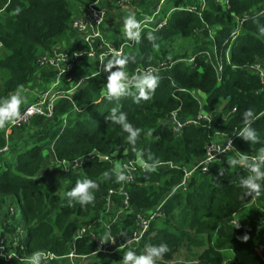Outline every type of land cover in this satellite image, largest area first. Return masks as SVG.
Listing matches in <instances>:
<instances>
[{
  "label": "trees",
  "instance_id": "trees-1",
  "mask_svg": "<svg viewBox=\"0 0 264 264\" xmlns=\"http://www.w3.org/2000/svg\"><path fill=\"white\" fill-rule=\"evenodd\" d=\"M96 1L0 0V53H5L0 54V97L32 83L36 76L41 88L46 89L56 73L39 68V56L50 52L69 31L73 33L75 10ZM107 1L125 2L137 19L149 13L156 3V0ZM198 1L168 0L164 12L196 6ZM228 7L225 10L219 0H206L200 15L196 11H174L154 34L159 47H154L144 32L139 42L128 41L124 35L114 41V45L123 46V55L135 58L127 65L129 74L156 64L160 81L149 100L136 103L126 96L108 101L104 96L108 73L103 68L112 55L104 58L102 70L96 73L92 72V62L82 55L61 76L60 88L67 89L75 79L88 78L70 99L60 97L55 101L51 119L33 116L28 125L13 129L8 140L0 131V149L8 147L0 155V207L8 202L18 204L21 211L16 221L7 211L3 229L13 232L17 225L24 226L26 238L23 247L17 250L20 257L27 258L41 250L64 256L73 245L78 254L92 255V261L83 264H109L107 257L113 264H123L122 256L128 250L140 254L149 246L166 243L170 252L158 264H226V251L243 249L254 251L258 264H264V192L259 197H245L239 180L248 172L240 167L230 168L227 159L211 162L205 171L201 168L195 171L187 191L177 188L183 179L178 168L155 172H145L140 167L133 170V181L127 186L133 210L153 209L166 199L163 213L151 222L137 248H126L112 255L93 254L98 246L92 237L73 240L75 230L88 223L95 225L101 238L105 237V225H109L111 235L126 233L121 236L128 239L132 234V220L120 225L110 220L108 191L116 190L122 183H116L114 176L107 181L103 179V172L114 167L110 161L99 158L112 157L125 163L138 158L127 143V134L106 119L114 107L119 106L127 113L129 122L142 129L136 148L145 158L151 154L160 162L191 163L204 157L209 144L228 137H236V151L244 155H258L259 149L264 148V83L248 69L258 61L264 62V37L258 33V25H264V0H228ZM245 14L247 17L239 24L236 16ZM215 43L223 58L221 70L214 55ZM188 56H194V60L190 63L179 60ZM196 94L205 97L204 104L200 105ZM217 105L220 108L216 110ZM248 109L254 113L252 126L260 137L259 144L251 145L236 135L244 127L242 116ZM174 112L197 123L186 125L175 135L167 122ZM201 112L207 113V118L198 120ZM28 128L32 130L29 136ZM149 130L152 136L147 135ZM48 149L58 160H80L85 156L81 170L67 171L63 185H57L52 177L42 182L35 179L51 154ZM233 152H229L230 159L235 157ZM83 177L98 182L95 201L83 207L76 202L69 205L64 194ZM112 198L118 202L119 194H112ZM246 207L249 210L244 215ZM20 262L27 264L0 259V264ZM48 264L69 263L64 258H55Z\"/></svg>",
  "mask_w": 264,
  "mask_h": 264
},
{
  "label": "built area",
  "instance_id": "built-area-1",
  "mask_svg": "<svg viewBox=\"0 0 264 264\" xmlns=\"http://www.w3.org/2000/svg\"><path fill=\"white\" fill-rule=\"evenodd\" d=\"M220 1L225 10L229 8L228 0ZM100 2L101 0H97L94 3L85 6L84 8H81L80 14L76 15L72 22L71 30L73 31V33L79 34L84 42L90 41L91 47H88V45L86 44L82 47L81 50L73 51V53L70 54V52L66 49L65 45H63L62 43H57L51 48L50 52H46L39 56V68L54 71L56 73L55 78L50 82L49 87L45 90H42V92L37 96L34 101L22 105L20 120L15 125L9 124L4 128L6 137L12 132L13 129L21 128L22 126L28 125L30 119L33 116H42L46 120L51 119L55 110V101L60 97H67L70 99L71 95L80 88V86L88 77L75 79L74 82H71L69 84V87L67 89L60 88L63 84L61 81V76L74 67L75 60L77 58L82 55H86V57L92 62L94 66L92 72L96 73L102 70L103 60L108 55L114 56L117 53H123L122 45L116 46L114 45L113 41L107 40L102 35L101 26L105 23L106 17L108 15V9L102 6ZM118 3L120 4L125 2ZM167 6L168 0H156V3L152 7L151 11L147 14L142 15L138 19L143 20L144 17L152 18L149 22L144 23V33L151 32L153 34H156L166 24L168 18L172 15V13L177 10L196 11L200 15L206 6V0H199L196 6L187 5L182 6L180 8H172L167 10L165 13L164 11L165 9H167ZM246 17L247 14L242 16H236V19L238 23L241 24ZM236 32L237 30L232 32L231 38L234 37ZM213 47L215 53L214 55L219 64V70H221L223 63L222 55L217 53L216 43L213 45ZM206 54L210 57L209 52H206ZM179 60L190 63L194 60V56H188ZM164 64V62L159 63L160 66H164ZM148 68H152L153 70L157 71L156 64H150L146 67H140L132 74L138 73ZM248 69H250L252 72H255L260 77V80L264 83V62L258 61L255 64L251 65ZM202 118H207V113L201 112L198 116V120ZM167 122L172 127L173 133L175 135L180 134L181 130L186 125L197 123L196 120L182 118L181 115H179V112L172 113L169 116ZM177 129L179 130L177 131ZM229 139L232 141L233 146L228 144ZM7 148V145L1 148L0 155L3 154L7 150ZM236 148V137H228L226 139L221 140L220 142H214L209 144L206 147L205 155L201 160L193 161L191 163H183L181 165H178L172 161L160 162L157 169H180L183 172V179L181 183L177 186V188L187 191L188 181L195 171L200 168L205 171L207 165H209L215 160L223 159L222 156L224 154L229 155V152L231 151H235L233 152V157L236 156ZM49 151L50 149L47 150V152ZM50 153L51 154L49 158L52 159V161L54 162V166L60 173L65 174L69 170L79 171L81 169V164L80 167H77L75 164V162L79 161V159L58 160L52 154L51 151ZM240 154L244 155L243 153ZM247 156L251 158L257 155L248 154ZM99 158L107 162L110 161L113 167L117 163L122 166L129 165L128 171L130 173L131 178L126 183H122L121 186L118 187L116 190L110 189L108 191L107 205L111 213H116L114 216L112 214V216L110 217L111 221L116 222V224L120 225L125 220H132V234L128 239H124V237L119 234L111 235L109 233V225H105V237L101 238V234L99 233V230L95 227V225L93 223H88L80 225L75 230L73 240L80 239L84 236L92 237L98 246L97 251H95L93 254H100L99 252L106 255L114 254L121 250L120 246L122 250L126 248H137L140 242L142 241L143 237L149 230L151 222L163 213V206L166 199H163L153 209L133 210L130 205L127 186L133 181L132 171L135 170L137 167H140L143 170V168L137 163L139 157L134 161L126 163L120 159L115 160L112 157L110 159L106 156H99ZM65 161H68L70 164L67 171L63 169L65 167ZM52 176H54V174L42 173L41 171L40 175H38V177H35V179H39V181L42 182L43 180ZM114 193L119 194L118 202H116L112 198V194ZM3 207H0V259L6 262H26V258L20 257V255L17 253L18 248L21 249L23 247L22 241H24V239L26 238V231L24 226L17 225L13 232H5V230L3 229V223L5 224L6 221L5 213L7 211H10V214L14 216L13 220L15 221L18 220L21 214L17 213L15 205H9L8 202L5 203ZM3 210L5 211L4 215L2 214ZM114 238L115 242H113ZM129 239H131V243H127ZM54 256L55 258H64L69 264H83V262L86 261L85 255L78 254L73 245L64 256H57L56 254H54ZM90 256L92 259V255Z\"/></svg>",
  "mask_w": 264,
  "mask_h": 264
},
{
  "label": "clouds",
  "instance_id": "clouds-1",
  "mask_svg": "<svg viewBox=\"0 0 264 264\" xmlns=\"http://www.w3.org/2000/svg\"><path fill=\"white\" fill-rule=\"evenodd\" d=\"M151 19V17H144L143 20H138L135 14L128 15L123 20V35L128 41L139 42L144 23L149 22ZM258 33L261 37H264V25H258ZM146 39L152 42L154 47H159L156 43L157 38L153 33L149 32ZM85 44L91 47L90 41H85ZM134 59L131 55L117 53L104 63L103 70L108 73L104 96L108 101L131 96L134 102L140 103L141 100H149L155 92L159 85L160 77L152 68L129 75L127 65L130 61L134 62ZM24 103H26V98L19 91L7 97H0V129L5 128L9 124L15 125L20 120L21 107ZM106 119L112 124L120 126L122 132L127 134V143L139 157L137 163L143 170L145 172H155L160 161L151 154L145 158L144 153L136 148L142 129L134 127L129 122L127 113L122 111L119 106L112 108ZM242 119L244 127L236 135L243 138L244 141L250 142L251 145L261 143L256 129L252 126L255 119L253 111L251 109L246 110L243 113ZM152 134V130H149L147 133L149 136H152ZM228 144L232 145L230 139L228 140ZM117 152L118 150L114 151L113 154L115 155ZM259 152V155L250 158L237 151V155L227 161L230 168L240 167L247 170L248 174L241 176L239 180V186L244 190L245 197H259L264 192V148L259 149ZM84 159L85 156L82 155L80 160L75 162L76 166L80 167ZM69 166V162L65 161L63 169L67 171ZM128 168L129 165L122 166L117 163L112 170H105L103 172V179L107 181L114 176L116 183H126L131 178ZM98 188L99 184L97 181L83 177L77 179L74 186L64 195L69 205L76 202L83 207L94 203L96 198L95 192ZM121 235L127 234L121 233ZM113 242H115V238ZM127 243H131V239ZM120 249L122 250L121 246ZM169 252L168 245L160 243L147 247L140 254H137L134 250H128L124 252L122 261L123 264H158V262L165 258V254ZM52 259H55L53 253L41 250L30 254L26 258V261L27 264H48Z\"/></svg>",
  "mask_w": 264,
  "mask_h": 264
},
{
  "label": "rangeland",
  "instance_id": "rangeland-1",
  "mask_svg": "<svg viewBox=\"0 0 264 264\" xmlns=\"http://www.w3.org/2000/svg\"><path fill=\"white\" fill-rule=\"evenodd\" d=\"M219 2H221L219 0ZM111 10L112 13L111 17L113 19L109 20L111 23H113L114 25H116L117 27H122L123 29V20L128 16V15H132L135 14L133 9L131 7H129L128 4L126 3H118V2H114L113 5L111 6ZM80 14V8H78L77 10L74 11V15H78ZM120 15V16H117ZM70 31L67 33V36L69 35ZM1 56H4L5 53L1 52L0 53ZM40 82V78L38 76L35 77V81H33L32 83H29L25 86H23L22 88L18 89L17 91H19L21 93L22 96H24L26 98V103L32 102L34 101L37 96L42 92V90H45L43 87L41 88V86L39 85ZM49 86L46 87V89ZM15 91V92H17ZM13 94V93H11ZM197 98L199 99V103L200 105L204 104L205 102V97L204 96H200L198 94H196ZM25 104V103H24ZM220 107L217 105L215 106V109H219ZM20 131V129L15 131V135L14 137H17L18 132ZM50 155H47V157L45 158V160L43 161L42 164V173H52L54 174V176H52V178H54V180H56V184L57 185H62L65 184L66 179L64 174L60 173L56 167L54 166V162L52 161V159L49 158ZM223 159H230L229 155L224 154L222 156ZM81 170V169H80ZM79 170V171H80ZM62 176V177H60ZM60 177V178H59ZM16 210L18 214H21L20 208L18 206V204H15ZM4 208V207H3ZM244 210V215H247V211L249 210V207H246ZM5 211H2V214L4 215ZM113 216L116 214L114 212H112ZM240 215L238 214L237 218ZM227 249H222V251H225ZM108 254V253H107ZM225 257H226V264H228V262H232L233 264H258V257L257 254L251 250H229L225 252ZM112 255V254H110ZM86 261L87 263L92 261L91 260V256L90 254H86L85 255ZM108 263L109 264H113V260L110 259V257H107ZM19 264H25L20 262Z\"/></svg>",
  "mask_w": 264,
  "mask_h": 264
},
{
  "label": "crops",
  "instance_id": "crops-1",
  "mask_svg": "<svg viewBox=\"0 0 264 264\" xmlns=\"http://www.w3.org/2000/svg\"><path fill=\"white\" fill-rule=\"evenodd\" d=\"M100 3H101L102 6H104V7H106L108 9V15L106 17L105 23L101 26L102 35L107 40H110V41H113L114 42L115 40H117L118 38H120L121 36H123V29H122V27L121 28L120 27H117L116 25H114L113 23H111L109 21V20L113 19L111 17V14H113L112 13V10H111V6L113 5L114 2H111V1L109 2L107 0H101ZM117 16H120V15H117ZM60 43H62L63 45H65V47L67 48V50H70V51H78V50H81L82 47L86 45L85 42L82 40V37L79 34H77V33H69V35L64 40H62ZM0 131L3 133L4 137L6 138V140H8V136L11 133L6 137L5 136V130H4V128L3 129H0ZM31 132H32V130L28 128L27 129V136H29L31 134Z\"/></svg>",
  "mask_w": 264,
  "mask_h": 264
}]
</instances>
